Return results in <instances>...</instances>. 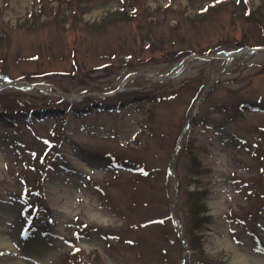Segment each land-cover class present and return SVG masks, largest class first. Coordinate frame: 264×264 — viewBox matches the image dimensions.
<instances>
[{
  "label": "rangeland",
  "instance_id": "1",
  "mask_svg": "<svg viewBox=\"0 0 264 264\" xmlns=\"http://www.w3.org/2000/svg\"><path fill=\"white\" fill-rule=\"evenodd\" d=\"M58 1L0 0V81L49 91L0 87V264H264V51L97 95L264 47L262 0Z\"/></svg>",
  "mask_w": 264,
  "mask_h": 264
},
{
  "label": "water",
  "instance_id": "2",
  "mask_svg": "<svg viewBox=\"0 0 264 264\" xmlns=\"http://www.w3.org/2000/svg\"><path fill=\"white\" fill-rule=\"evenodd\" d=\"M255 51H264V47H243V48H240V49H237L234 51H229V52L220 51L217 53L207 54V55L191 54V55H188L187 57L183 58L182 60H180L169 72H167L165 74L152 76L149 74L138 73V72L130 73L122 79L120 84L117 86V88L112 93H108V94L97 93V95H99L100 97L111 96V95L115 94L116 92L120 91L121 88L130 79H132L133 77H136V76L146 77V78H149L153 81H159V80L170 78V77L176 75L188 62H190L193 59H204V60L226 59L228 61V60H231L233 58L246 56V55H248L252 52H255ZM4 85H12L13 87H16V88L32 87V88L40 89V90L47 92V93L49 92L48 90H46V88L43 85H41L39 83L12 82L10 80L5 81V82L0 81V87H3ZM55 94H59L61 96H66V97H80L74 93H55Z\"/></svg>",
  "mask_w": 264,
  "mask_h": 264
},
{
  "label": "trees",
  "instance_id": "3",
  "mask_svg": "<svg viewBox=\"0 0 264 264\" xmlns=\"http://www.w3.org/2000/svg\"><path fill=\"white\" fill-rule=\"evenodd\" d=\"M190 3L194 2L195 0H189ZM46 2V0H38L37 5H42ZM67 3V2H66ZM58 5L63 4V1H58ZM59 14V13H58ZM56 13L55 16H58ZM256 14V15H255ZM261 14H264V0L260 3L258 6L256 12L253 10L252 12L248 13L246 16L248 18H251L252 16L259 17ZM123 11L115 12V16H118V18H125L124 20L128 18H132V14L129 16H125ZM199 15V14H198ZM197 15V16H198ZM112 16V17H115ZM196 16V17H197ZM253 18V17H252ZM109 19V18H108ZM186 200H187V206H188V229H187V241L189 248L191 250H199L202 252V248L200 246V242L197 238L196 233L200 232L204 226L208 222V215H207V207L204 204V193H201L199 191H192L186 193Z\"/></svg>",
  "mask_w": 264,
  "mask_h": 264
}]
</instances>
